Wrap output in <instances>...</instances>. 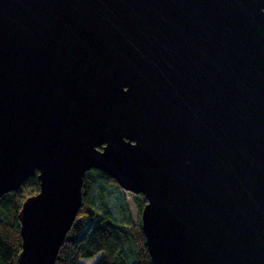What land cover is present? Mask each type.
<instances>
[{
	"label": "water",
	"instance_id": "1",
	"mask_svg": "<svg viewBox=\"0 0 264 264\" xmlns=\"http://www.w3.org/2000/svg\"><path fill=\"white\" fill-rule=\"evenodd\" d=\"M91 169L145 198L153 264H264V0H0L18 264H55Z\"/></svg>",
	"mask_w": 264,
	"mask_h": 264
},
{
	"label": "trees",
	"instance_id": "2",
	"mask_svg": "<svg viewBox=\"0 0 264 264\" xmlns=\"http://www.w3.org/2000/svg\"><path fill=\"white\" fill-rule=\"evenodd\" d=\"M84 178L82 207L55 264H80L81 259L101 253L95 264H153L141 223H132L125 201L108 203V192L113 188L122 191L116 180L97 169H91ZM39 189L36 173L20 189L0 197V264H18L22 250L19 212ZM145 204L137 202L140 215Z\"/></svg>",
	"mask_w": 264,
	"mask_h": 264
},
{
	"label": "rangeland",
	"instance_id": "3",
	"mask_svg": "<svg viewBox=\"0 0 264 264\" xmlns=\"http://www.w3.org/2000/svg\"><path fill=\"white\" fill-rule=\"evenodd\" d=\"M109 193V199L110 202H108L110 205L114 204L115 202H124L126 204V207L129 211L130 219L132 220L133 224L141 223V215L139 214V210L136 207L137 202H145V198L141 195H134L131 192L125 191L122 189V191H118V189L113 188ZM146 203V202H145ZM103 254H98L94 258H84L79 261L80 264H95L97 259L101 257Z\"/></svg>",
	"mask_w": 264,
	"mask_h": 264
}]
</instances>
